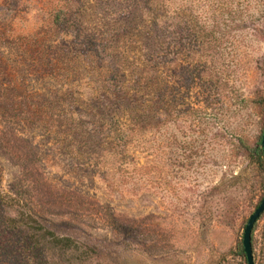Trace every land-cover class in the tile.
I'll list each match as a JSON object with an SVG mask.
<instances>
[{"label": "rangeland", "instance_id": "rangeland-1", "mask_svg": "<svg viewBox=\"0 0 264 264\" xmlns=\"http://www.w3.org/2000/svg\"><path fill=\"white\" fill-rule=\"evenodd\" d=\"M106 2L84 0L76 37L53 25L64 0H0V194L19 195L45 226L97 247L91 264H247L238 248L264 198V172L249 153L264 134V0H199L204 31L220 37L206 74L219 70L227 85L201 83L200 51L188 66L197 47L184 34L177 74L168 55L164 126L149 121L139 136L147 149L134 152L128 173L106 152L85 154L67 123H51L52 108L90 122L79 111L106 105L114 69L138 62L133 48L100 54L116 31L138 25L128 4ZM34 107L48 109L32 118ZM252 243L264 264V215Z\"/></svg>", "mask_w": 264, "mask_h": 264}, {"label": "trees", "instance_id": "trees-1", "mask_svg": "<svg viewBox=\"0 0 264 264\" xmlns=\"http://www.w3.org/2000/svg\"><path fill=\"white\" fill-rule=\"evenodd\" d=\"M107 1L106 5L109 6ZM119 1V0H118ZM116 2V1H114ZM199 0H120L121 5L131 9L138 25L136 28H126L116 31V44L99 45L101 55L110 57L111 52L117 57H124L133 48L138 62L126 63L125 60L114 69L111 84L108 85L106 105H99L94 109L80 110L89 118L90 132H85L80 114L69 115L52 108V122L67 123L74 137L81 143L86 142L88 150L85 154H95L94 150L112 155L114 162H118L121 170L128 173L127 164L134 163V152L147 149V142L141 140L142 132L149 121L157 122L162 128L166 113V84L165 77L169 67V54L175 55L172 68L175 73L183 67L180 56L186 49L182 40L184 34L192 39V45L197 47L187 52L190 60L188 66L198 58L202 69L198 75L201 83H209L211 87L221 89L227 85L219 70L214 74H206L208 64L213 67L217 63L214 51L220 39L213 26L204 31L196 4ZM84 0H64L63 9L53 18L55 27H62L67 32L73 31L76 37L84 36L83 25L80 23V13L84 9ZM124 9V10H125ZM122 10V11H124ZM78 11V12H77ZM122 18H126L122 14ZM127 19V18H126ZM203 25V26H201ZM208 28V29H209ZM135 32V34L133 33ZM220 47L218 46V49ZM109 49V50H108ZM211 52V53H210ZM221 49H219V53ZM211 58H207L210 57ZM207 58V59H206ZM127 61V60H126ZM202 61V62H201ZM133 66L136 79L130 81L131 76L126 73ZM203 70V71H202ZM123 71V72H122ZM132 71V69H131ZM133 74V73H132ZM133 94H130V92ZM219 96L221 94H218ZM43 107L29 108V116L33 118L40 112L45 114ZM62 110V109H59ZM89 115V116H88ZM107 134L111 143H104L102 137ZM113 145V146H110ZM133 152V153H132ZM261 172H264V154L261 143L249 151ZM99 165V162H97ZM146 168V167H145ZM262 201V200H261ZM21 197L16 194H0V259L7 264H91L98 259L99 249L75 240L71 236L59 235L54 230L41 223L30 211L28 205H21ZM261 203V202H260ZM28 209V210H27ZM29 211V212H28ZM11 215V216H10ZM253 239V237H252ZM238 256L246 260L243 247L238 248ZM10 261V262H9Z\"/></svg>", "mask_w": 264, "mask_h": 264}, {"label": "water", "instance_id": "water-1", "mask_svg": "<svg viewBox=\"0 0 264 264\" xmlns=\"http://www.w3.org/2000/svg\"><path fill=\"white\" fill-rule=\"evenodd\" d=\"M261 148L264 154V134L262 136ZM263 215H264V198L262 199L261 203L259 204L258 208L255 210V212L250 216L244 231L242 245H243L244 254L246 256L247 264H255L254 255H253L252 237L255 226Z\"/></svg>", "mask_w": 264, "mask_h": 264}]
</instances>
